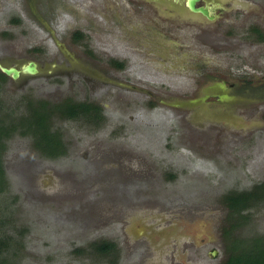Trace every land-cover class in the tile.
<instances>
[{"label":"rangeland","instance_id":"1","mask_svg":"<svg viewBox=\"0 0 264 264\" xmlns=\"http://www.w3.org/2000/svg\"><path fill=\"white\" fill-rule=\"evenodd\" d=\"M232 2L236 3L230 10ZM117 3H109L113 10L106 13L110 18L118 16L124 32H136L131 28L132 23L123 18L126 8ZM230 4L226 5L224 18L231 24L225 23V19L216 22L209 29L213 36L203 40L193 36L187 47H169L155 52L162 53L160 58L175 56L177 62H188L189 56H199L198 53L203 51L210 61L215 62V51H218L215 45L237 56L238 47H242L246 54L241 56H250L246 62L238 61L234 70L232 65H216L210 71L221 73L220 77L229 80L260 78V72H254V63L264 61V42L259 41L264 38V0H231ZM21 6V0L1 3L0 57L10 58L7 61L0 58V64L17 66L15 64L23 60H36V55L30 51L37 46L39 39H46V34L21 11ZM66 18L71 17L67 15ZM79 22L83 27L85 23L89 24L83 18ZM101 25L98 21L95 24L99 29ZM118 31L113 32L114 37L119 35ZM127 32L124 37L120 36L121 39H127ZM113 36L107 37L106 49L135 61L130 71L132 79L129 81L132 82H126L124 74H120L123 76L120 81L137 89H113L116 93L111 92L107 97L108 101L117 96L122 100L115 105L110 127L118 133L102 131L93 134L86 129L83 119L70 121L58 117L59 114L53 111L54 105L71 95L64 80H59L57 86L53 79L37 78L21 88L13 85L9 78L0 82V124L12 122L19 127L21 122L18 120L29 117V107L43 103L50 107L52 114V140L49 139L48 143H62L64 146L60 154L47 156L37 145L40 138H34L32 132L22 134L21 126L4 139L1 155L5 188L0 193V236H11L19 242L13 248L14 254L11 252L12 255H6L5 259L10 264H185L190 256L192 264H223L233 237L244 243L264 237V194L239 215L231 216L222 202L224 196L232 192L249 191L255 187L264 191V118L258 115L257 106L239 109L237 117L243 116L251 126V132L245 136L233 127L204 122L202 125L210 133L202 136L206 144L202 146L203 143L201 145L190 135L198 121H191L186 111L170 109L157 102L159 96H176L178 80L185 83L186 89L194 88L193 81L183 74L179 76L185 71L180 69L191 65H147L157 63L159 59L151 53L146 55L143 48L138 53L126 49L129 46L113 41ZM178 37L176 40L182 42ZM80 55L84 57L82 51ZM224 60L220 59V62L223 64ZM240 65L244 70H239ZM41 67L43 69V65ZM236 69L239 74L234 75ZM169 84L176 89L169 88ZM146 90L154 97L142 93ZM130 99L136 100L126 102ZM132 115H136V119ZM169 130L170 134L167 133ZM176 131L180 135H175ZM168 136L178 137L171 140L183 144V148L175 151L163 148ZM123 142L134 146L139 143L141 151L146 146L152 148L156 161L151 163L142 156L139 162L132 161ZM156 142L160 145L151 144ZM106 146L108 149L104 151ZM181 156L185 159L183 164L180 163ZM173 168L177 170L176 181L170 183L166 178ZM127 204L131 207L127 208ZM240 215H247L248 220ZM135 223L139 224L136 229ZM131 227L135 229L133 236L144 237L135 245L152 244L153 240L157 243L144 263L140 256H125L133 242ZM144 227L148 228L145 230ZM100 241L119 245L122 256L112 257V260L93 250L90 244L97 246ZM187 248L190 251L186 256ZM80 249L86 253L77 254Z\"/></svg>","mask_w":264,"mask_h":264},{"label":"flooded vegetation","instance_id":"2","mask_svg":"<svg viewBox=\"0 0 264 264\" xmlns=\"http://www.w3.org/2000/svg\"><path fill=\"white\" fill-rule=\"evenodd\" d=\"M14 1L15 0H0V8L1 3L5 2L10 4L12 2L14 3ZM227 1L228 0H21L22 10H20L24 11L25 16L27 15L32 19L39 27L40 31L46 34V39H39L36 43L37 46L33 47L30 51L32 54L36 55V60H23L15 64L17 66H12L21 69L24 66L36 65L37 74L35 76L22 74L21 78L17 81L9 76H5L6 80L9 78L13 85L19 88L26 86L29 81L37 78L46 80L53 79L56 85L59 80H64L71 91L70 98H66L54 106L61 111L63 109H70L71 112V109H73L75 111V116H73L70 121L83 119V122L87 125L86 129L91 133H100L102 131L108 132L109 134L118 133V131L114 132V129L110 127L113 125V112L117 107L115 105H118L122 100L118 99L117 96L115 100L111 98V101H108L109 98L107 97L110 96L111 92L112 94L116 93L113 89L137 91V89L131 85L129 86L130 83H121L122 81H120L121 77H123H120V74H124L125 79H127L126 82H132L129 81L132 79L130 77V71L133 69V65H135L133 63H135V61L129 60L130 58L124 57V55L122 56L118 52L114 54L111 53L108 48L106 49L108 46L106 45L108 44L107 37L113 36V32L118 29L119 35L116 37L113 36V41L120 43L124 47L127 44L129 47L126 49L131 48L135 53H138L140 49L143 48L146 50L145 52H147L146 55L151 53L153 57L159 59L157 63L149 62L150 64L147 65H191L190 68L181 67L182 69L180 70L185 69V71L180 73L179 76L183 74L185 78L193 81V85H195L193 86L194 88L189 87V89H186L183 85L185 83L178 80L176 83L179 89L176 90V96L167 98L165 96H159L157 102L170 109H181L182 112L186 111L188 112L186 115L188 118L190 117L191 121H198L196 122V126L191 122L195 130H193L194 132L190 131V135L198 140L201 145L204 142L202 136L209 135L210 133L209 130L202 125L204 122H207L208 125L222 124L224 128L233 127L236 130H241V135L244 134L245 136L247 132H251V126H249L243 116V118H239L240 116L237 117L238 115L236 114H239V109L241 111V109L253 105L258 107V115H262V118H264V108H262V105H264V77H262L264 76V64L262 63L264 61L254 63L256 66L254 72H260V78L252 81H249L248 78H241V80L238 81L220 77L221 73L213 74V71L211 72L210 70L212 69L211 67L216 65H232L231 68L234 70L238 65V61L244 60V62H246L250 56H241L246 54L242 47H238L239 55L237 56L230 55L225 51L226 49H220L222 46L215 45L216 50H218L215 51V62L210 61L209 58L204 55L203 51L198 53L199 56H189L190 61L188 62H177L175 56L160 58L162 53L158 54L155 52L169 47H187V43L194 39L193 36L200 40L213 36L214 33H211L209 29L218 21L224 22L225 19V23L231 24L224 18L226 14V5L231 3V0ZM96 2H98V4ZM113 2L114 4L120 2V4L126 8V13L123 18L125 21L129 20L132 23L131 28L133 27V29H136V32L131 30L128 32L126 31L127 34L125 38L127 39H121L120 37H124L126 32L120 27L121 22H119L118 16L113 15L110 18L108 13H106L113 10V6H108L109 3L113 4ZM235 3L236 2L230 4V10ZM78 5H80V8ZM100 7L101 9L105 8V10H101ZM41 9H44V11L42 12ZM73 10H75L74 12L76 13L72 12ZM21 11L19 12L20 15ZM62 13L65 15L61 16ZM67 15L71 18L65 19ZM16 17L17 15H15V18ZM80 18H83L89 24L85 23L83 27L79 22ZM69 19H73V21H69ZM109 19L112 20L110 21ZM15 21L17 20L15 19ZM97 21L102 23L101 29L95 26ZM74 26L76 27L74 28ZM228 30L225 29L226 33ZM97 32L100 33L97 34ZM106 33L109 35L107 36ZM100 34L103 35L102 38L98 37ZM176 36H179L178 39L182 40V42L176 40ZM260 39L259 41L264 42V38ZM81 51L84 53V57L82 58L79 57L81 56ZM0 58H4V61H7L10 57L2 56ZM220 59H225L227 62L224 60L222 64ZM11 60L12 59H10V61ZM1 65L8 66L9 64L1 63L0 66ZM41 65H43V69ZM84 65L91 66L87 67ZM92 65H95V68ZM101 65H103V67L106 66V70H103ZM138 65L143 64L138 63ZM240 68L241 65L239 70ZM241 69L244 70L243 67ZM216 70H218L217 72H221L219 68H216ZM239 70L236 69L234 75L237 73L239 74ZM0 71L2 72L1 67ZM243 74L242 76H246ZM168 86L169 88L176 89V86L172 84ZM140 92L139 90V93ZM142 93L145 95L149 93V98L154 97V94L147 90L142 91ZM135 100L136 99H130L126 102L130 103ZM48 109L50 110V107ZM177 115L179 114H175V117H179ZM58 117H61V115H58ZM133 118L136 119V115ZM168 129L171 130V128ZM170 130L167 131V133L170 134ZM178 133L180 132H174L175 135ZM171 138L177 139L178 137L168 136L167 139H165L166 143L162 145L163 148L174 151L183 148V144H180L178 141H172ZM135 144L136 146L128 142H123L122 144L124 147H127L126 151L131 156L132 161L139 162L140 156L147 158L151 163L156 161L152 148L149 149L146 146V149L144 148L141 151L140 144ZM151 144L160 145L158 142ZM196 145L197 144H195V146ZM205 145L206 144L203 143L202 146ZM57 146L60 149L64 147L62 143L57 144ZM107 149L108 146L104 147V151ZM146 150H150V152ZM180 160L181 164L185 162L183 156L180 157ZM172 171L173 172L166 178L170 183L176 181L175 173L177 170L173 168ZM135 201L136 200L129 202ZM127 205V208L131 207V204ZM121 207L123 208V205H121ZM135 217L132 218L135 220ZM133 226L135 228V226L138 227L139 224L135 223ZM134 228H130L132 230V232H130L131 240L134 243L131 242L129 244L131 246L125 256L127 258L140 256L142 263H144L146 258V261L148 260L149 253L154 251V246L157 243L153 240L151 241L152 244L144 243L135 245L136 241L144 240V237L139 239L133 236L135 235L134 230L136 229ZM147 228L148 227H144L145 230ZM103 243H105V241H100L98 244ZM110 243L115 246L114 249L102 255L105 258L111 259L112 257H121L122 253L119 252V245L117 247L116 243L112 241ZM90 245H92V243ZM189 251L190 249L187 248L186 256ZM188 257L190 259L185 264H192L193 261L191 257ZM151 258L150 256L149 261ZM145 264H147V262Z\"/></svg>","mask_w":264,"mask_h":264},{"label":"trees","instance_id":"3","mask_svg":"<svg viewBox=\"0 0 264 264\" xmlns=\"http://www.w3.org/2000/svg\"><path fill=\"white\" fill-rule=\"evenodd\" d=\"M6 80L5 75L0 71V82H4ZM53 111L59 115L63 119H72L75 116V111L73 109L68 110H60L57 107H54ZM30 115L29 117L19 119V127L16 125H12V122H9L10 126L0 124V193L4 190L5 187V179L3 175V160L1 151L3 150V141L8 138L12 132L16 129H19L20 126L22 128L23 133H33L34 138H40L38 146H40L41 151H44V154L47 156H56V154L61 153V149L54 142L48 143V141L52 140L51 132H50V119H51V110L45 106V104H39L37 106H30ZM53 113V112H52ZM26 123V124H25ZM25 126V127H24ZM51 139V140H49ZM48 146V148L44 147ZM43 154V155H44ZM264 191H261L260 187H255L249 191H243L239 193H230L224 196L223 204L229 210V214L239 215L240 212L246 210L249 206L253 205V201L256 202L258 198H262ZM240 218L247 219V215H240ZM244 220V221H245ZM19 243L16 239L11 236L5 237L0 236V264H10L5 259L6 255H12L13 248ZM114 245L112 243H103V244H92L91 248L98 252L99 254H107L110 250L114 249ZM228 256L223 264H264V237H256L251 239L250 243L241 242L237 237H233L229 242L228 247ZM12 252V254H10ZM86 253L83 249L77 251V254Z\"/></svg>","mask_w":264,"mask_h":264},{"label":"water","instance_id":"4","mask_svg":"<svg viewBox=\"0 0 264 264\" xmlns=\"http://www.w3.org/2000/svg\"><path fill=\"white\" fill-rule=\"evenodd\" d=\"M2 73L5 76L11 77L13 80L17 81L21 78L22 74L35 76L37 74V67L36 65H28L24 66L21 69L16 67L1 65Z\"/></svg>","mask_w":264,"mask_h":264}]
</instances>
